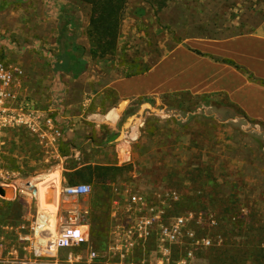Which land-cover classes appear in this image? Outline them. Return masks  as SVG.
I'll return each instance as SVG.
<instances>
[{
    "label": "rangeland",
    "instance_id": "obj_1",
    "mask_svg": "<svg viewBox=\"0 0 264 264\" xmlns=\"http://www.w3.org/2000/svg\"><path fill=\"white\" fill-rule=\"evenodd\" d=\"M58 2L55 8H69L66 15H50L48 8H54L57 2L51 4L49 0H0V57L24 68L30 83L27 94L33 101L39 99L44 110L49 107L48 80L57 69V61L51 56H56V51L52 53L43 42L48 37H57L59 29L72 22L74 25L70 27L83 30L88 44L85 53L91 60L104 62L109 69L122 67L128 74L151 66L178 43L195 45L196 39L248 32L264 17V0H164L163 7L157 0H127L116 48L104 58H93L87 53L90 6L81 0ZM81 37L79 33L78 40ZM177 98L179 102L171 98L154 106L153 112L143 114L142 138L131 144L135 166L141 172L137 180L131 177L133 167H122L111 173L112 179L103 187L84 182L92 189L88 197L89 212L103 209L109 214L112 199H125V192L109 187L112 180L129 182L134 191L156 202L162 199L159 196L164 190L176 189L179 195L176 200L166 199L164 204H159L166 211L169 208L172 215L191 212L188 228L193 238L202 243L195 245L186 238L184 245H174L173 261L264 264V127L248 122L240 112L220 101L188 94ZM69 102L74 105L65 106L63 114L72 113L82 121L77 115L82 110L78 100L71 97ZM201 106L206 107L203 112L187 116ZM178 110L180 116L174 112L178 122L173 113L169 117L164 115ZM76 127L72 144L83 149L86 137L81 125ZM23 139L25 142L19 148L11 145L18 151L14 156L2 159L14 172L13 178L24 181L20 183L23 192L18 194V201L10 203L13 195L5 202L0 199V209L9 202L7 212L14 221H19L24 213L22 198L30 196L27 190L38 194L31 196L40 198L39 181L43 177H36L52 164L39 151L46 147L40 146L27 132ZM113 145L108 147L114 149ZM238 164L249 168L247 174L234 169ZM34 209H30L31 214ZM55 211V206L41 208L44 214ZM155 247L154 242L149 244V248ZM188 250L192 252L190 258H187Z\"/></svg>",
    "mask_w": 264,
    "mask_h": 264
},
{
    "label": "crops",
    "instance_id": "obj_2",
    "mask_svg": "<svg viewBox=\"0 0 264 264\" xmlns=\"http://www.w3.org/2000/svg\"><path fill=\"white\" fill-rule=\"evenodd\" d=\"M49 1L51 4L57 2L54 8H48L50 15H66L69 8H62L61 5V8H55L60 4L58 0ZM70 26L71 23L66 27L72 33L75 28ZM254 26L253 30L237 35H214L212 39H196L195 45L178 43L158 57L146 72L140 74L127 75L122 67L119 70L109 69L106 63H95L86 53V69L78 77L73 78L60 68L54 70L52 79L48 80L49 107L57 113V122L61 125L63 134L56 143L39 149L42 157L52 160L49 169L36 177H43L39 181V196H42L43 185L49 183L47 186L56 189V208L63 210L69 204L62 203L63 195L60 190L67 185H74L69 178L77 180L75 172L86 165L121 167L131 163V177L135 178L134 181L137 180L141 172L135 166L131 144L133 140L142 138L143 114L153 112L154 106L175 96L188 94L194 98L220 101L240 112L248 122L264 127V17ZM77 29L82 36L80 40L77 37V42L86 49L88 44L85 43L83 30L80 27ZM44 41L52 53L56 51L57 55V37H48ZM35 46L39 47L38 44ZM227 60L234 62L238 68ZM24 85L27 87L26 91H30L26 74ZM71 97L78 100L82 110L77 115L82 121L74 118L72 113H66V116L63 114L65 106L68 108L74 105L73 101L69 102ZM35 101L42 108L40 100ZM201 108L200 112H203L206 107ZM76 125H81L84 138L86 137L83 138V149L72 144ZM18 136L12 138L22 144L25 140L18 139ZM111 144H114V149L108 147ZM234 169L247 174L249 168L238 164ZM258 170L261 171V168ZM80 183L84 182L77 181L76 184ZM108 185L122 193L124 190H133L129 182L113 180ZM89 196L81 198L83 201L80 205L83 208H90ZM11 200L10 203L18 201V195ZM22 203L23 216L32 215V207L35 208L34 212L41 211L40 198H22ZM110 213L111 209L108 216ZM112 223L109 219V225Z\"/></svg>",
    "mask_w": 264,
    "mask_h": 264
},
{
    "label": "built area",
    "instance_id": "obj_3",
    "mask_svg": "<svg viewBox=\"0 0 264 264\" xmlns=\"http://www.w3.org/2000/svg\"><path fill=\"white\" fill-rule=\"evenodd\" d=\"M24 82L22 66L0 57V187L12 189L13 198L23 192L20 183L24 181L13 178L14 172L2 160L16 153L10 150L12 137L20 131L27 132L40 146L48 148L63 134L57 113L50 107L44 110L37 106L28 96ZM200 111L201 107L194 108L187 116ZM174 112L180 116L179 110L164 115L173 113L177 119ZM27 191L29 198L37 199L31 196L32 190ZM91 191L88 183L67 185L60 190L62 203L69 204L63 210L57 207L54 213L20 215L19 221L8 217L0 220V264H177L171 259L174 245H184L186 238L195 245L202 243L193 238L188 228L191 212L168 215L166 208L160 206L166 199L178 198L175 190H164L159 196L162 199L156 202L129 189L124 190L123 201L112 200L109 219L113 223L105 245L98 248L91 239L89 208L80 205L81 198ZM0 199L7 201L8 197ZM151 242L155 249L149 248ZM191 256L188 250L187 258ZM180 264H185L184 260Z\"/></svg>",
    "mask_w": 264,
    "mask_h": 264
},
{
    "label": "trees",
    "instance_id": "obj_4",
    "mask_svg": "<svg viewBox=\"0 0 264 264\" xmlns=\"http://www.w3.org/2000/svg\"><path fill=\"white\" fill-rule=\"evenodd\" d=\"M81 1L90 6V17L86 30V34L89 38V48L87 50V53L93 58H104L112 51H114L117 46V40L127 0ZM157 1L160 7L164 6V0ZM71 25H74V23L72 22ZM74 31L75 32L69 33L70 31L66 26L59 29L57 36L58 53L55 56V60L57 61V69L60 68L64 72L70 74L73 78H76L85 71L87 62L84 58L86 49L83 45L77 42V26ZM227 62L235 65L231 60H227ZM235 66L238 68L237 65ZM149 68L150 66H146L144 68L134 70L132 73L130 72L127 75L140 74L146 72ZM177 97L178 96H175L174 99L179 102V98ZM208 101L209 100H207V102ZM177 106L179 107L180 104H177ZM194 115H190V117H193ZM175 121L177 120L175 119ZM23 134H25V132L20 131L17 134L19 135L18 139L20 138L23 140ZM24 142H22V144ZM12 144L14 145V147L16 146L18 148L21 145L16 141H13ZM10 150L12 153L15 149L11 148ZM122 167L131 169L133 166L131 163L122 165L121 167L86 165L75 172V175H77V180L74 179V177L69 178L70 183L76 184L77 181L91 182L93 185H101L103 187L106 182L112 179L111 173L116 169H121ZM201 171V169H198L199 173H201ZM5 204H7V206L5 207L4 205L3 208L0 209V220L8 217L12 221H14L11 217V214L9 212H6V210L8 211V207L10 204ZM92 207H95L94 202L92 203ZM167 214L172 215L169 212V208H167ZM108 220L109 216L103 209L97 211L96 213H90L89 221L91 226V239L94 245L98 248H102L106 243L109 228Z\"/></svg>",
    "mask_w": 264,
    "mask_h": 264
},
{
    "label": "water",
    "instance_id": "obj_5",
    "mask_svg": "<svg viewBox=\"0 0 264 264\" xmlns=\"http://www.w3.org/2000/svg\"><path fill=\"white\" fill-rule=\"evenodd\" d=\"M47 185H44L46 186L45 189L44 186L42 188V196L40 197V202L42 207L54 206L56 202V189L50 185L49 186ZM13 194L14 192L12 191V189L6 190L0 187V196L8 197V196H12Z\"/></svg>",
    "mask_w": 264,
    "mask_h": 264
},
{
    "label": "bare ground",
    "instance_id": "obj_6",
    "mask_svg": "<svg viewBox=\"0 0 264 264\" xmlns=\"http://www.w3.org/2000/svg\"><path fill=\"white\" fill-rule=\"evenodd\" d=\"M141 120V119H140ZM129 124H130V122H129ZM132 124V123H131ZM133 135V134H132Z\"/></svg>",
    "mask_w": 264,
    "mask_h": 264
}]
</instances>
